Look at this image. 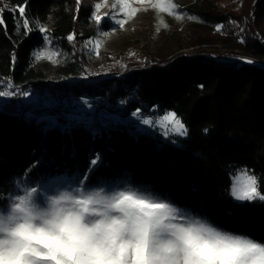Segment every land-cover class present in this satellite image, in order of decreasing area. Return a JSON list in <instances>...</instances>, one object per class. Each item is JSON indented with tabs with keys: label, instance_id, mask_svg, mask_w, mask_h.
Masks as SVG:
<instances>
[{
	"label": "trees",
	"instance_id": "16d2710c",
	"mask_svg": "<svg viewBox=\"0 0 264 264\" xmlns=\"http://www.w3.org/2000/svg\"><path fill=\"white\" fill-rule=\"evenodd\" d=\"M3 3L9 9L24 6L26 16L6 10V32L0 26V87L8 90L11 83L18 93L0 97V192L6 193L17 180L34 184L76 175L87 176L89 184L130 180L151 185L220 228L264 243V202L239 203L229 194L230 177L241 168L259 178L264 194L263 62L206 50L189 54L180 45L164 55L152 54L144 67L127 76L69 83L91 65L85 41L96 39L98 27L109 32L114 24L103 20L94 26L92 4L80 0ZM243 4L251 21L246 31L241 15L226 17L210 0L186 11L213 25L235 18L237 29L220 41L263 59L264 0ZM14 18L29 19V28L38 20L53 49L63 55L32 64L33 50L45 45V33L17 30ZM72 34L75 40L67 41ZM152 36L147 39L153 41ZM155 111L175 112L188 135L165 138L139 131L135 116L145 118ZM52 124L55 128L45 133ZM96 153L103 165L90 164Z\"/></svg>",
	"mask_w": 264,
	"mask_h": 264
},
{
	"label": "clouds",
	"instance_id": "9594fccd",
	"mask_svg": "<svg viewBox=\"0 0 264 264\" xmlns=\"http://www.w3.org/2000/svg\"><path fill=\"white\" fill-rule=\"evenodd\" d=\"M88 177L0 192V264H196L209 246L251 264L249 235L185 217L151 185Z\"/></svg>",
	"mask_w": 264,
	"mask_h": 264
},
{
	"label": "rangeland",
	"instance_id": "374dc122",
	"mask_svg": "<svg viewBox=\"0 0 264 264\" xmlns=\"http://www.w3.org/2000/svg\"><path fill=\"white\" fill-rule=\"evenodd\" d=\"M199 1L200 0H173V2L179 6L178 8H181L180 11L185 17L183 20L178 21L170 14L161 13L158 9L153 8L150 3L139 4L136 0H132V7L139 9V11L134 17L128 18L120 11L119 6L117 5V0H107V6L102 7L99 10V14L102 16V21L108 20L111 24H114L112 27L114 29L108 32L110 34L108 36H103L97 31L98 35L96 36V39H88L85 41L86 48L88 49L92 47V45H88L86 43L88 41H92L94 44L96 40H100L101 46L99 48L98 55H90L88 52V58L91 65L82 75L88 76L86 74L92 73L90 78L96 77L99 74L113 76L101 79L99 82L112 78H121L127 76L131 71L140 68L141 66L144 67L146 62L152 58V54L157 56L162 54L164 55L169 48H179L178 46L180 45L183 48L182 52L189 54L200 50H206L209 52L212 51L220 56L227 55L242 59L249 58L252 60H259L264 63V58L259 59L256 56L246 54V52L241 50L233 51L220 41L221 38H224V36L228 33L235 32L237 29L232 23H230L235 22L236 24L239 22L235 21V18L231 17L232 20L223 24L224 28L221 30H218L217 28L219 25L203 22L200 19H188V16L193 15L188 13L186 10L199 5ZM210 1L216 3L218 12H223L226 17L231 14L241 15V29L242 31H246L247 26L250 25L251 21L246 17L245 13H243L245 7L243 4L244 0ZM80 2L91 3L94 11L93 13L95 15V3L103 4L104 0H80ZM114 5H116V7H114ZM115 19H126L127 23L124 24L123 28H120L115 24ZM161 20L168 25L167 28H164L163 25L160 24ZM93 25L100 26L101 24L97 25L93 19ZM157 27L160 28L158 33L156 31ZM102 31L105 32L104 30ZM149 32L153 34L151 37V39L153 38V41H149L147 39L150 34ZM260 38L261 44L264 46V37L260 36ZM206 40L210 41L206 42ZM195 42H198L200 45L196 47L193 46L192 44ZM95 72L97 73L93 74ZM95 83H98V81ZM165 114L155 111L151 116L145 118L155 120L157 117H162ZM143 118L144 117L141 116H135L134 118L136 127L139 131L160 133L165 138H169L171 135H176L171 133L170 135L165 136L163 134L164 129L162 127L144 125L142 123ZM179 137L184 138L186 136ZM25 181L27 184H33L27 180ZM38 182L47 181L40 180Z\"/></svg>",
	"mask_w": 264,
	"mask_h": 264
},
{
	"label": "snow or ice",
	"instance_id": "6c2138e0",
	"mask_svg": "<svg viewBox=\"0 0 264 264\" xmlns=\"http://www.w3.org/2000/svg\"><path fill=\"white\" fill-rule=\"evenodd\" d=\"M139 4H145L150 3L153 8L158 9L161 13H168L171 16H173L176 20L181 21L185 17L183 16L182 12L179 10L178 5L173 2V0H136ZM117 5L119 6V9L121 12L124 13V15L128 18H132L136 15V13L139 11V9L132 7V0H117ZM107 6V0H104L102 3H95L94 9H95V15L94 20L97 25H100L102 22V16L99 14V10L102 7ZM116 7V5H114ZM6 10H11L12 12L19 13V17H25L26 16V9L24 6H19L17 8H11L3 3V0H0V26H3L5 29V32L7 30L6 22L4 19L3 13ZM190 20H197V17L194 16H188L187 17ZM14 23L16 24L17 30H19L21 27L28 29V31H39L41 33H45L43 36V39L45 41V45L43 49H34L33 50V59L32 64L38 63L42 59L52 60V55H63L60 53L59 49H53V41L50 39V37L46 34L47 29L40 26V23L38 20L32 21V28H29V19H22V20H15ZM127 23L126 19H115V24L119 26L120 28H123L124 24ZM235 26V22H230ZM160 24L163 25L164 28H167L168 25L164 23L162 20L160 21ZM218 30H221L224 28V25L221 24L217 26ZM98 32H100L103 36L110 35L108 32H103L99 27L97 29ZM157 33L160 31V28L157 27L156 29ZM67 41L73 42L75 40V34L68 35L66 37ZM243 42V41H242ZM88 45H92L91 48H89L90 55H98L99 54V48L101 46V41L96 40L93 44L92 41L86 42ZM75 45L73 44V47ZM51 53V54H49ZM12 60H16L15 53L12 54ZM248 63H252L251 60L247 61ZM8 90H4L2 87H0V97H10L17 95V91L14 90V86L11 83H8L6 85ZM25 96L29 95V92L24 91L22 93ZM142 123L144 125L149 126H160L164 129L163 134L165 136L170 135L171 133H174L178 136H187L188 130L185 127V125L181 122L180 118L177 116L175 112H168L167 114L163 115L162 117H157L155 120L149 119V118H143ZM170 126V127H169ZM51 128H55V124L49 125L48 127L44 128L43 131L46 133ZM61 131H68L67 128L62 127L60 129ZM207 131V129H205ZM93 138H95V133H93ZM76 153L73 151V156H75ZM41 160H43V155L41 157ZM98 162L100 165H103V160L99 153L95 154V158L90 159V164L92 166H97ZM75 178L77 180L81 179L79 175H76ZM58 179H64L63 177H59ZM232 183L230 186L229 194L230 196L238 202H252V201H261L264 202V194L261 193L259 190L260 188V182L259 178L253 173L250 174V170L246 168L238 169L235 173H233L230 177ZM19 184H27L25 180H17ZM138 185H144V184H138ZM154 189V188H153ZM156 193L159 194L160 197L169 200V202L175 204L172 199L166 195L165 193H162L160 191H157L154 189ZM176 205V204H175ZM177 211L180 215L185 217H204L201 216L193 211H189L185 208H181L177 206ZM207 218V217H205ZM264 245V243H261ZM249 255L253 257L251 264H264V247H260L258 245H250L249 246ZM196 264H240V258L239 256H230L227 252V250L221 249V248H215L212 246H209L207 250H205L203 253L198 254V259L196 261Z\"/></svg>",
	"mask_w": 264,
	"mask_h": 264
},
{
	"label": "built area",
	"instance_id": "2783aa9c",
	"mask_svg": "<svg viewBox=\"0 0 264 264\" xmlns=\"http://www.w3.org/2000/svg\"><path fill=\"white\" fill-rule=\"evenodd\" d=\"M97 72H95V73H93V74H96ZM92 73H90V74H86V75H88V76H84V75H81V76H79L78 78H76V79H71V80H69V83H73V82H79V83H82V84H85V83H95V82H99V80H101V79H105L106 77H113V76H111V75H107V76H105V75H102V74H99V75H97L96 77H91L90 78V75H91ZM92 76V75H91ZM95 78V79H94ZM97 79V80H96Z\"/></svg>",
	"mask_w": 264,
	"mask_h": 264
}]
</instances>
